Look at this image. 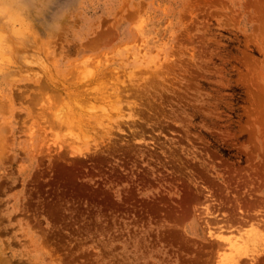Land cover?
<instances>
[{
    "label": "rangeland",
    "instance_id": "1",
    "mask_svg": "<svg viewBox=\"0 0 264 264\" xmlns=\"http://www.w3.org/2000/svg\"><path fill=\"white\" fill-rule=\"evenodd\" d=\"M0 26V264H264V0Z\"/></svg>",
    "mask_w": 264,
    "mask_h": 264
},
{
    "label": "bare ground",
    "instance_id": "2",
    "mask_svg": "<svg viewBox=\"0 0 264 264\" xmlns=\"http://www.w3.org/2000/svg\"><path fill=\"white\" fill-rule=\"evenodd\" d=\"M1 27V26H0Z\"/></svg>",
    "mask_w": 264,
    "mask_h": 264
}]
</instances>
